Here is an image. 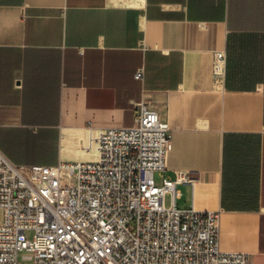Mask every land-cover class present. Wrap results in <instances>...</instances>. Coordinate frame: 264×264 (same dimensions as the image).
Returning <instances> with one entry per match:
<instances>
[{
    "label": "crops",
    "instance_id": "0c3cea01",
    "mask_svg": "<svg viewBox=\"0 0 264 264\" xmlns=\"http://www.w3.org/2000/svg\"><path fill=\"white\" fill-rule=\"evenodd\" d=\"M262 16L256 0H0V151L20 167L93 161L96 132L131 126L142 102L172 132L165 175L193 179L180 208L218 213L221 251L264 264L263 84L227 90L213 70ZM227 134L258 142L253 211L221 207Z\"/></svg>",
    "mask_w": 264,
    "mask_h": 264
},
{
    "label": "built area",
    "instance_id": "2783aa9c",
    "mask_svg": "<svg viewBox=\"0 0 264 264\" xmlns=\"http://www.w3.org/2000/svg\"><path fill=\"white\" fill-rule=\"evenodd\" d=\"M225 62L215 56L216 76ZM134 105L131 126L96 132L93 161L20 167L0 151V264H249L221 251L218 213L177 207V186L193 179L165 175L171 129ZM23 251L31 255L19 262Z\"/></svg>",
    "mask_w": 264,
    "mask_h": 264
},
{
    "label": "trees",
    "instance_id": "16d2710c",
    "mask_svg": "<svg viewBox=\"0 0 264 264\" xmlns=\"http://www.w3.org/2000/svg\"><path fill=\"white\" fill-rule=\"evenodd\" d=\"M230 51L229 42L227 52ZM264 89V28L242 36L241 53L226 60L224 85L227 90ZM241 140V141H240ZM241 148L245 154H240ZM238 152V155L236 153ZM258 142L248 135L227 134L223 141L221 207L226 211H253L258 200ZM240 160L242 163H236Z\"/></svg>",
    "mask_w": 264,
    "mask_h": 264
},
{
    "label": "rangeland",
    "instance_id": "374dc122",
    "mask_svg": "<svg viewBox=\"0 0 264 264\" xmlns=\"http://www.w3.org/2000/svg\"><path fill=\"white\" fill-rule=\"evenodd\" d=\"M258 3H260V6L264 7V0H256ZM263 17V16H262ZM262 21H264V17L260 18ZM263 28H264V24H263ZM244 35V33H240V32H235L234 34H232L231 39L229 40V47H230V51L225 53V57L226 60L229 58V56L232 59H236L238 58V56L241 53V41H242V36ZM226 64V62H225ZM225 70H226V66H225ZM154 180H155V184L156 186H160L162 184V180L159 177L158 174L154 175ZM165 205L166 206H170V195H167L165 197ZM176 205L178 208H180V200H177ZM31 255L28 252H20L18 255V261L19 262H24L22 257L23 256H29Z\"/></svg>",
    "mask_w": 264,
    "mask_h": 264
}]
</instances>
